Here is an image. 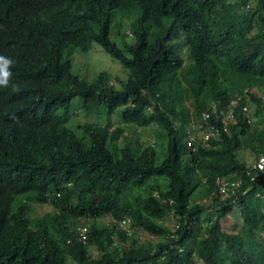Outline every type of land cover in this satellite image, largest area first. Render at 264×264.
<instances>
[{
  "label": "clouds",
  "instance_id": "1",
  "mask_svg": "<svg viewBox=\"0 0 264 264\" xmlns=\"http://www.w3.org/2000/svg\"><path fill=\"white\" fill-rule=\"evenodd\" d=\"M95 1L105 10L109 2L114 3L115 16L106 24V38L114 49L120 48L127 56L118 51L121 57H117L95 37L100 22L86 15V0H0L1 29L9 31L11 24L46 29L41 34L31 30L22 34L20 44L6 40L0 43V220L4 224L23 222L33 229L46 224L50 233L61 231L60 224L64 222L66 232L75 226L77 239L84 243L91 221L108 226L114 223L127 234L132 228L126 215L118 219L105 215L87 217L99 196L78 175L81 163L93 165L100 160L104 169L116 172L126 170L139 154H154L158 163L165 165L178 145L191 153L198 147L213 149L221 129L230 137L229 129L238 123V113L251 126L258 125V114L264 120V83L231 88L222 77L228 55L221 67L223 100H208L200 112L194 110L195 96H186V91L191 90L189 81L170 69L177 62L184 66L195 63L191 40L202 31L209 7L224 16L218 10L225 5L233 15L224 17L235 18L244 25L246 36L256 34L257 39L264 40V24L257 20V0ZM85 23L87 30L77 33L76 28ZM220 31L219 44L233 36L231 30ZM77 38L84 42L83 46L74 44ZM238 38L244 41L243 36ZM54 42L64 44V55L70 59L66 70L60 68L61 76L68 82L64 89L67 96L62 100L56 99L55 93L63 87L43 67V52L52 49ZM93 42L127 69L128 75L125 77L123 68H116L110 73L100 71L88 81L76 72L73 65L79 61L74 58V50L87 51ZM138 45L161 52V59L130 65L131 50ZM249 46L254 48L253 44ZM213 63L218 65L219 57ZM231 70L232 67L227 73L238 82L237 72ZM68 75L77 85L70 82ZM180 88H185L181 91L184 96L175 94ZM172 95L171 103L163 107L161 101ZM74 98L80 100L71 110ZM95 108L98 113L105 108L108 115L119 110L120 117L113 116L109 124L102 125L91 116ZM10 116L16 118L12 126L7 124ZM156 119L179 130V142ZM258 126L264 130V126ZM105 137L116 148L110 159L105 155L107 145L102 142ZM263 160L264 153H259L247 166V173L245 166L251 180L264 173ZM230 175L216 181V193L222 200L237 196L242 184V179ZM36 205L49 210L35 215ZM236 214V210L231 211L222 221L229 216L238 220L232 217ZM104 218L108 220L103 221ZM242 223L238 220L231 228L235 232ZM221 226L225 227L222 223ZM259 231L264 234L261 227ZM259 241L264 244V239Z\"/></svg>",
  "mask_w": 264,
  "mask_h": 264
},
{
  "label": "trees",
  "instance_id": "2",
  "mask_svg": "<svg viewBox=\"0 0 264 264\" xmlns=\"http://www.w3.org/2000/svg\"><path fill=\"white\" fill-rule=\"evenodd\" d=\"M257 1L260 6L257 20L264 24V0ZM97 4L95 0H86L83 5L89 19L100 22L95 37L117 57H121L119 52L127 56L120 48L119 52L114 49L106 38L109 31L106 24L115 16L114 3L109 2L106 10L105 6ZM15 5L16 9L20 8ZM218 11L224 16L233 15L225 5ZM224 16L209 7L202 31L191 40L195 63L184 66L177 62L170 68L180 72L191 84L186 96H195V112L205 109L208 100H223L222 77L231 88L264 83V40L257 39L256 34L246 36L244 25L235 18ZM37 27L11 24L9 31L0 28V43L6 40L20 44L22 34L30 30L41 34L46 30L34 29ZM87 27L88 23H85L75 31L83 33ZM220 30H231L233 36L219 44ZM240 36L245 42L238 38ZM246 40L254 48L246 44ZM74 44L83 46L84 42L77 38ZM63 46L54 42L52 49L42 55L43 67L63 87L55 93L58 100L67 96L64 89L68 82L61 76L60 68L66 70L70 59L64 55ZM131 51L130 65L161 59V52L151 51L143 45ZM217 57L219 64L215 66L213 62ZM226 57V72L221 77ZM230 67L237 72L238 82L227 73ZM68 78L77 85L72 75ZM184 89H177L175 94L184 96L181 93ZM172 97L174 95L163 99L162 106L168 107ZM258 116L256 123L264 126V120L260 114ZM244 119L238 113V123L229 129L230 137L221 129L213 149L198 147L187 153L181 145L176 146L165 165L159 164L154 154H139L126 170L122 168L116 172L104 169L100 160L93 165L81 163L78 175L93 186V192L99 196L95 209L87 217L105 215L118 219L126 215L130 218L132 231L127 234L114 223L108 226L91 221L84 243L77 239L75 226L66 232L64 222L60 224L61 231L50 233L46 224L43 228L33 229L23 222L4 224L0 220V264H264V244L259 241L264 239V234L259 231L260 227L264 231V173L251 180L246 174L248 165L239 155L241 148L251 150L255 159L259 153H264V130L258 125H248ZM155 121L179 142V130L160 119ZM15 122L16 118L10 116L7 124L12 126ZM102 142L107 145L105 155L110 159L116 148H112L113 142L106 137ZM228 175L242 179V184L237 196L222 200L216 193V181L218 177ZM161 182L165 184L164 188ZM232 199L236 205L231 203ZM234 210L237 214L232 217L243 223L235 232L232 228L227 231L221 221ZM143 233L156 239H144ZM56 236L59 237L56 239Z\"/></svg>",
  "mask_w": 264,
  "mask_h": 264
},
{
  "label": "rangeland",
  "instance_id": "3",
  "mask_svg": "<svg viewBox=\"0 0 264 264\" xmlns=\"http://www.w3.org/2000/svg\"><path fill=\"white\" fill-rule=\"evenodd\" d=\"M255 3L252 1L251 5H254ZM112 39H114L112 37ZM118 43V41H117ZM74 58H76L77 61H79L77 64L73 65V68L76 72L80 73V75L88 80L91 81L92 79L95 78V76L100 72V71H107L111 72L116 68H123L126 71L125 77L128 75V70L125 69L117 60L113 59L108 53H106L102 47L93 42L90 46V48L87 51H81L79 49L74 50L73 52ZM124 77V78H125ZM79 98H74L72 100L71 104V110L76 108L77 103L79 102ZM92 118L96 120V122L106 125L111 122V118L113 116H119V110L116 112L108 115L105 111V108H102V111L99 113L97 112V108L94 109V111L91 114ZM157 152H160V146H157ZM239 155L241 158H243L248 166H251L253 164L254 154L249 150V149H243L241 148L239 150ZM165 187V186H164ZM163 187V188H164ZM49 209L45 206H35V215H42L44 212L48 211ZM107 218H104L103 221H107ZM169 221L166 223V225L170 222V218L168 219ZM238 222V220H235L231 218L230 216L224 220L221 221L222 225L225 226V228L230 229L232 225ZM143 238L144 239H150V240H155L156 237L145 234L143 233Z\"/></svg>",
  "mask_w": 264,
  "mask_h": 264
},
{
  "label": "built area",
  "instance_id": "4",
  "mask_svg": "<svg viewBox=\"0 0 264 264\" xmlns=\"http://www.w3.org/2000/svg\"><path fill=\"white\" fill-rule=\"evenodd\" d=\"M263 162H264V160H263Z\"/></svg>",
  "mask_w": 264,
  "mask_h": 264
}]
</instances>
